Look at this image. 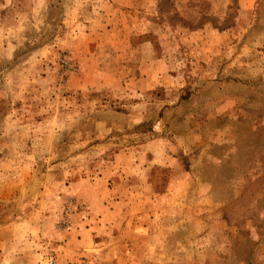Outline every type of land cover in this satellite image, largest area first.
I'll use <instances>...</instances> for the list:
<instances>
[{"label": "rangeland", "instance_id": "1", "mask_svg": "<svg viewBox=\"0 0 264 264\" xmlns=\"http://www.w3.org/2000/svg\"><path fill=\"white\" fill-rule=\"evenodd\" d=\"M0 264H264V0H0Z\"/></svg>", "mask_w": 264, "mask_h": 264}]
</instances>
